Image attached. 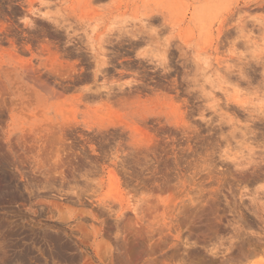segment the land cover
<instances>
[{"label":"rangeland","instance_id":"1","mask_svg":"<svg viewBox=\"0 0 264 264\" xmlns=\"http://www.w3.org/2000/svg\"><path fill=\"white\" fill-rule=\"evenodd\" d=\"M1 23L64 93L15 88L0 264H264V0H0Z\"/></svg>","mask_w":264,"mask_h":264},{"label":"bare ground","instance_id":"2","mask_svg":"<svg viewBox=\"0 0 264 264\" xmlns=\"http://www.w3.org/2000/svg\"><path fill=\"white\" fill-rule=\"evenodd\" d=\"M4 23V22H3ZM31 24V23H29ZM15 31V26L12 24H0V34L1 33H11L12 31ZM19 30V28H18ZM13 31V32H14ZM17 32V31H16ZM5 35V34H4ZM6 36V35H5ZM9 37V36H8ZM15 39H17L15 37ZM20 39V38H19ZM3 40L2 37H0V42ZM9 41H12V38H9ZM14 41V40H13ZM21 41V40H20ZM34 41V40H33ZM22 42V41H21ZM5 43V42H3ZM12 43V42H10ZM32 43V42H31ZM7 44V43H6ZM14 44V43H13ZM22 44V43H21ZM49 44V43H48ZM47 44V45H48ZM2 47V44H0ZM10 45V44H9ZM13 46V45H12ZM29 46V45H28ZM32 47V46H31ZM48 47V46H47ZM46 47V48H47ZM7 48V47H6ZM49 48V47H48ZM36 49V48H35ZM2 50V49H1ZM28 50V49H27ZM48 49L47 51H49ZM21 52L25 51H20L15 45L11 49L0 51V162L4 163V166H7V171L8 175L11 177L13 175H16L20 173L19 166L16 163V159H24V155H21L18 153V142L16 137L14 136L13 130H11L10 126V119L14 117L15 112L17 113L19 110L25 111L24 108V102L22 99H19L16 96V90L21 89L22 87H25L28 90H31L30 94L32 92L36 95L38 98L39 96L46 98L47 100H56L59 99L63 95V91L59 89L55 82L53 81L51 77V67L54 65V55L52 56V51L50 50L48 53L49 55L44 58L43 54L42 55H34L33 57L29 59L25 58ZM43 52V50H42ZM45 53V52H44ZM43 57V58H42ZM56 57V56H55ZM61 57V56H60ZM57 60V59H56ZM60 62L58 61V64ZM53 68V67H52ZM54 68H57L55 65ZM77 70V69H76ZM54 71V70H53ZM52 72V71H51ZM55 73V72H54ZM60 73V72H59ZM60 75V74H59ZM60 86V85H59ZM62 88V87H61ZM123 90V89H122ZM16 91V92H15ZM20 92V91H19ZM63 92V93H62ZM33 94V95H34ZM20 96V95H19ZM26 104V103H25ZM29 107V106H28ZM18 110V111H17ZM27 110V109H26ZM22 112V111H21ZM19 113V112H18ZM30 115V114H29ZM28 116V115H27ZM11 120V121H12ZM49 124V123H48ZM37 127V126H36ZM47 127V126H45ZM37 128L34 129H29L28 127L26 128L25 133H22V136L20 137L21 140H28L32 136V130H36ZM38 129H40L38 127ZM37 129V130H38ZM44 129V128H43ZM42 129V130H43ZM46 129V128H45ZM36 130V131H37ZM32 131V132H31ZM46 132H44L45 134ZM38 134V133H37ZM36 135V134H35ZM40 135V134H39ZM46 136V135H45ZM19 137V136H18ZM29 137V138H28ZM34 139V138H33ZM37 139V144L38 148H41L42 143H44L42 140V137H36ZM35 139V140H36ZM45 139V138H44ZM48 138H46L47 140ZM24 142V141H23ZM27 142V141H26ZM36 142V141H35ZM41 142V143H40ZM22 143V142H21ZM25 143V142H24ZM52 144V143H51ZM26 146V144H25ZM45 146V145H43ZM29 147V145L27 146ZM35 147V146H34ZM62 147V146H61ZM60 147V148H61ZM30 148V147H29ZM36 148V147H35ZM20 150V149H19ZM40 151V150H39ZM52 151V150H51ZM56 153V152H55ZM53 154V152H52ZM61 154V153H60ZM52 156V155H51ZM56 156V155H55ZM60 156V155H59ZM43 157V156H42ZM63 157V154H62ZM29 158V157H28ZM46 158V157H45ZM53 158V157H51ZM49 158V155L47 157ZM62 160V158H61ZM64 160V159H63ZM62 160V161H63ZM20 162L19 160H17ZM45 162V161H44ZM59 162V160H58ZM64 162V161H63ZM35 163V162H34ZM59 164V163H56ZM61 164V163H60ZM41 165V164H40ZM45 165V164H44ZM64 166V165H63ZM60 168V167H59ZM50 169V167H49ZM64 171V170H63ZM113 169L111 170V172ZM36 173V172H35ZM62 173V172H61ZM115 173H113L114 175ZM116 175V174H115ZM10 177L8 179H10ZM26 178V177H25ZM8 181V180H7ZM16 183V182H14ZM45 195V194H44ZM50 197V195H49ZM59 200V199H58ZM73 200V198H72ZM54 201V200H53ZM52 201V202H53ZM84 201V200H83ZM72 202V201H71ZM82 202V201H81ZM154 202V201H153ZM42 203V202H41ZM58 203V202H57ZM61 207V206H60ZM80 208V207H79ZM82 208V206H81ZM84 211L83 209H81ZM64 211V209H63ZM47 212V211H46ZM66 213V212H65ZM63 213V214H65ZM70 213V212H69ZM81 214V211H80ZM79 214V215H80ZM78 215V216H79ZM81 216V215H80ZM82 217V216H81ZM83 218V217H82ZM65 219V218H63ZM82 220V219H81ZM84 221V220H83ZM41 222V221H40ZM63 223V221H62ZM82 223V222H81ZM85 223V222H83ZM82 224H80V229L81 232L83 230V227H81ZM85 225V224H84ZM79 226V224H77ZM86 227V225H85ZM78 230V229H77ZM76 230V231H77ZM84 231V230H83ZM87 233V232H86ZM92 237V236H91ZM85 239V238H84ZM83 239V240H84ZM67 241V240H66ZM80 242V241H79ZM87 242V241H86ZM70 243V242H69ZM16 247V246H15ZM69 247V246H68ZM69 249V248H68ZM24 251V250H23ZM47 253V252H46ZM25 254V253H24ZM29 254V253H28ZM11 255V254H10ZM17 255V254H16ZM57 255V254H56ZM18 256V255H17ZM76 256V255H75ZM25 260V257H23ZM4 259V258H3ZM49 259V258H48ZM75 259V258H74ZM36 262V261H35ZM88 264V263H87ZM112 264V263H111Z\"/></svg>","mask_w":264,"mask_h":264}]
</instances>
